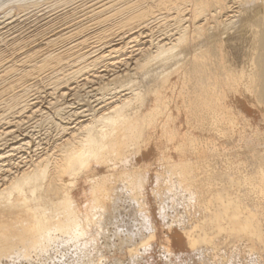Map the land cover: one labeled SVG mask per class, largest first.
<instances>
[{
    "label": "bare ground",
    "instance_id": "bare-ground-1",
    "mask_svg": "<svg viewBox=\"0 0 264 264\" xmlns=\"http://www.w3.org/2000/svg\"><path fill=\"white\" fill-rule=\"evenodd\" d=\"M0 264H264V0H0Z\"/></svg>",
    "mask_w": 264,
    "mask_h": 264
}]
</instances>
